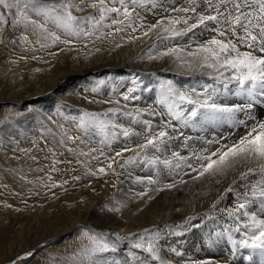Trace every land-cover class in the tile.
Wrapping results in <instances>:
<instances>
[{"label":"rangeland","instance_id":"obj_1","mask_svg":"<svg viewBox=\"0 0 264 264\" xmlns=\"http://www.w3.org/2000/svg\"><path fill=\"white\" fill-rule=\"evenodd\" d=\"M39 2L47 4L52 3L53 0H39ZM109 6L120 7L118 3H111V0ZM0 14L4 17L0 27L5 24L6 34L10 33L8 41L12 43L8 49H3L0 36V96H9L8 93L11 91H18L25 95L37 88L47 87L55 71L59 70L66 60L70 63L76 57L82 63L84 60L93 58L96 62L95 57L100 55L103 42L108 35L113 36L112 33L116 32L117 27H123L125 30L116 32L117 36H113L115 40L113 52L117 51L115 53L117 56L122 54L125 52L124 49L117 45H120L121 41L129 40V35L135 37L141 34V29L137 28V31L133 33L130 27L125 26L130 23L134 26L139 25L141 21L144 23L141 17H137L136 21L133 16L132 20L127 21L125 25L108 27L112 19H119L118 15L113 13L96 28L90 24L81 25L86 31L92 33L91 36L70 38L62 30L54 27L51 22H47L46 27L49 32H55L60 36L61 41L67 38L72 41L71 44L64 45L62 42L53 44L51 38L44 39L41 31L31 23L32 20H37L38 23H44V21L38 19L30 10H27V18L22 19L17 7L6 9L0 5ZM73 14L94 15L78 14L76 11ZM41 45L46 46L41 47ZM62 46L71 47L73 51L69 54L67 52L60 54L61 59L58 64H47L48 56L50 57L51 53H58ZM118 73L115 80L111 81L106 88L104 96L102 84L111 76L108 71L89 73L81 82L64 84L56 93L46 96L39 104L36 102L37 110H46L45 112L52 116V123L43 119L38 121L32 106L28 110L23 108L26 107L24 105L29 104L27 101H22L25 104L23 103L17 111L10 110L8 107L0 108V123H6L8 129L4 134L0 133L1 261H6V264H102L106 261L111 249L103 253L85 254V246H90V242L83 233L89 230L90 234H101L102 220L99 219L101 216L97 215L96 210L99 214L105 215L108 212L107 209L113 206L119 209L123 207L112 206L108 198L109 181L112 176L116 178L117 172L100 174L98 170L105 168L108 160L111 161L110 158L123 149L121 146L124 143L127 148H130L131 144L120 141L117 136L109 143H102L104 136L99 129L84 130L79 128L78 124L80 117L86 112L107 113L109 108H114V101L119 97L122 99V94L134 86L129 82L128 74L123 69H120ZM80 92L86 94L82 96ZM79 101L83 105L77 104ZM116 117V114L107 113L102 115L101 119L115 123ZM188 130L194 131L192 128ZM108 131L115 132V129L109 128ZM5 135L10 136H8L9 140L3 138ZM131 155L133 154L124 153L123 157L117 158L127 159ZM203 192L216 195L218 188L209 186ZM198 199L180 200L182 212L193 208L197 204L196 201L199 202ZM90 202L94 203V210L90 207ZM173 203L172 198L161 197L147 210L144 208V211L121 212L119 210L117 212V215L125 222L133 220L138 225H145L144 230L139 231L132 241V245L141 243L142 248L133 247V249L147 260L153 258L152 253L147 251L150 244L157 251L158 245H163V239H174L178 231L182 232L187 228L182 217L175 218L169 226H152V220L169 215ZM141 211L142 213H139ZM86 212L89 219L85 223L81 221L76 225L70 223L74 217L83 218ZM108 241L110 242L109 239ZM166 247L172 251L175 249V244L171 242ZM61 248H65L66 253ZM28 253L32 255L29 256Z\"/></svg>","mask_w":264,"mask_h":264},{"label":"snow or ice","instance_id":"obj_2","mask_svg":"<svg viewBox=\"0 0 264 264\" xmlns=\"http://www.w3.org/2000/svg\"><path fill=\"white\" fill-rule=\"evenodd\" d=\"M111 3H118L120 7L109 6L110 0H91V3L88 0H53L52 3L47 4L40 3L39 0H11V2L0 0V5L6 9L17 7L22 19L27 18V10L35 13L44 23H38L37 20H32L31 23L41 31L44 39L51 38L53 44L58 42L71 44L72 41L69 39L61 41L60 36L55 32H49L46 27L47 22H51L54 27L62 30L69 37L82 35L87 37L92 33L81 27L82 24H90L96 28L115 13L122 19H112L111 25L107 26L125 25V21H131L134 15L139 16L135 6L158 7V0H111ZM203 3L206 8L202 11H198L197 0H189V6L172 9L173 12L185 13L184 16L165 15L152 24L145 25L141 21L139 25L134 26L130 23L125 26L130 27L133 33L137 31V28L141 29L140 36L129 35V40L151 38L154 33L155 40L159 44L163 45L166 41L171 44L172 46L152 54L153 49L157 48V43H153L148 49L147 59L153 61L170 58L176 68L181 70L179 74L192 77L195 83L185 88L171 79L160 80L155 102L160 106L159 111L152 108L138 110L135 114L123 112V115L133 120H140L142 114L147 112L151 116L161 117L163 124L160 130L155 131V126L150 120L141 121L150 134L146 135L143 142L134 148L126 147L116 152L115 156L110 158L111 162L108 163L107 168L114 172L113 163H119L120 167L124 168L125 165L140 161L149 166L163 165L169 169L187 168L189 171L184 175H190L194 182L213 179L216 184H220L223 179L231 176L228 187L223 190L218 199H223L227 193L236 192L234 186H238L239 182H245L243 191L236 192L238 203L227 213L238 222L235 232L241 231L239 223L241 217L246 218L243 223V238L233 239V230L228 228L218 235L227 234L234 251L237 246L252 249L253 254L264 258V118L258 119L253 114L254 109L264 104V0H203ZM129 4L134 7L130 8ZM87 7L94 9L99 18L97 19L95 15L73 14L74 11L80 12ZM3 21L4 17L0 14V22ZM124 30L123 27L115 29L116 32ZM204 33H210V38L203 42L197 40L184 45L180 44V40L189 34L198 37L203 36ZM45 46L41 45V47ZM197 76L200 79H196ZM204 77L212 82H205ZM133 84V87L122 94L124 101L140 99L138 95H135L141 90L140 84L135 80ZM143 90L150 89L145 87ZM230 97L240 98V100L229 102ZM114 103L120 105V100ZM120 111L119 107L109 108L107 113L116 114ZM107 113L86 112L80 117L78 127L84 130L99 129L104 136L101 142L109 143L117 136L114 131L109 133V128L117 129L120 126L110 120L101 119V116ZM238 113L244 114V119H238ZM164 117L167 119L165 120ZM220 123H228L242 131H237L235 138L207 141L208 145H218L215 150L204 148L199 152H192L188 157L173 152L171 158L163 160L156 155L162 149H166L169 142L181 137L187 147V141L191 138L185 137L180 129ZM169 130L177 135H170ZM122 134L124 137L131 134L139 135L131 133L128 129H123ZM69 139L73 138L69 137ZM125 152L133 153V155L120 163L116 158L123 157ZM98 171L100 174L106 172L103 167ZM146 181L148 184L157 183L152 176H148ZM137 182L144 183L145 179L137 177ZM185 182L181 176L176 183L166 184L164 187L173 188L177 183ZM137 195L142 197L147 195V192ZM149 199H151L150 196ZM257 204L259 214L256 211H250L251 207ZM101 210L104 211V209ZM119 210L116 207L107 209L111 212H119ZM192 219L194 218H188V220ZM176 234L179 235V233ZM83 235L90 242V246H85L86 255L103 253L110 249L115 251L116 241L131 239V237L116 234L115 241L109 242L106 238L107 234H90L89 230H86ZM134 247L142 248L143 245L136 243ZM147 251L152 253L154 259L161 260L156 255L153 245L150 244ZM172 251L180 255L175 249ZM27 255L30 256L32 253ZM128 255L136 258L132 251H129ZM246 259L251 261L253 255H248ZM161 264L166 262L161 260ZM199 264H209V262L201 261Z\"/></svg>","mask_w":264,"mask_h":264},{"label":"bare ground","instance_id":"obj_3","mask_svg":"<svg viewBox=\"0 0 264 264\" xmlns=\"http://www.w3.org/2000/svg\"><path fill=\"white\" fill-rule=\"evenodd\" d=\"M89 3H91V1ZM187 6H189V0H158L157 8H150V6H146L144 8H140L138 6L135 7L136 11L139 13L138 17H141L144 20L145 25H147L155 23L158 19L165 15L184 16L186 15L185 13L173 12L172 9L174 7L180 8ZM129 7L131 8L134 6L130 4ZM197 7L198 11H202L206 8V5L203 3V0H197ZM77 13H91L95 16H98L96 11L90 7L84 8L83 11ZM117 17H119V19L122 18L121 16ZM134 17L137 21V16L134 15ZM126 22L127 21H125V23ZM6 32L5 24H2L0 27V36L2 37L3 49H8L12 44L10 43V40L8 41L10 33L8 32V34H6ZM112 34L114 36L116 35V32ZM110 35H108V38L103 42L100 55L95 57L97 59L96 62L93 60V58L84 60L83 62L81 61L82 63H80L76 57L70 63L65 59L66 62L64 64L62 63L63 65L59 70L56 69L57 71H55L54 75L52 76L51 83L47 87H36L37 89L35 91L25 95L20 94L18 91H11L8 93L9 96L3 94L4 96H0V108L8 107L10 110L17 111L20 107H22L24 103H22V101H27L29 104L24 105L26 107L23 108L28 110L29 107L32 106L35 109V116L38 121L43 119L52 123V116L47 114V112H45L46 110H37V106L35 105L36 102L39 104L46 96L56 93L57 90H59L64 84H70L72 82L79 81L81 82L89 73L93 74L108 71L111 73V76L105 81V83L102 84V86H104L102 95L104 96L106 94V88L110 85V82L115 80V78L119 75L118 72H120V69H123L125 73L128 74L130 83H133L135 80L140 84L141 90L135 93V95H138L140 99L133 101H123L120 97L117 99L120 100V105H116L114 103V108L119 107L121 108V111L116 113L117 117L114 122L120 127L115 129V132L117 134V138L120 141H127L131 144L130 148H134L136 145L142 143L144 137L150 133L145 130V126L141 121L150 120L155 126L154 130L158 131L163 124L161 117L151 116L147 112H144L140 117V120H133L130 117L123 115V112H132L135 114L138 110H151L152 108H155L157 111H159L160 106L156 105L155 102L158 93V83L160 80L171 79L185 88L193 85L195 81L188 75L179 74L181 70L176 68V65L172 63L170 58L165 57L164 59L153 61H149L147 59L148 49L153 43H157V48L153 49L152 54H155L158 50H163L165 47L172 46L167 41L163 45L159 44V42L155 40L154 33L152 34L151 38L125 40L123 41L125 43L121 41L120 48H123L125 52L118 56L115 55L117 51L113 52L115 40L113 36ZM208 38H210V33H204L203 36L198 37H193L191 34H189V36L180 40V44L184 45L190 41L197 40L203 42ZM31 42L34 46L35 43L33 39ZM73 47L74 46H72V48ZM3 49L1 50L3 51ZM72 51L73 50L71 47L68 48L62 46L58 50V53H51L50 57L48 56L49 60L46 63L50 65L58 64L61 59L60 54H63L64 52L69 54ZM5 54H7V52ZM153 73H155V75H152ZM196 79H200V77L197 76ZM203 80L208 83L212 82L208 80L207 77H204ZM145 87L150 90H143ZM80 93L82 96L83 94H86L85 92ZM239 100L240 98L236 97L229 98V102H239ZM77 104L83 105L81 101H79ZM253 114L256 115L258 119L264 118V104L259 105L256 109H254ZM165 118L167 117H164V119ZM237 118L244 119V114L238 113ZM173 123H175V121H173ZM189 128L192 127L180 129L185 137L191 138L187 141V147H185V141L181 137L180 139H175L169 142V144L166 146V149H162L160 152L156 153V155H159L163 160L165 158H171L173 152H178L181 156L188 157L192 152H199L204 148L215 150L218 145H208L206 142L220 138H235L237 131H242L240 129L234 128L228 123L205 124L203 126L192 128L194 130L193 132L188 130ZM123 129H128L131 133H138L139 135L131 134L128 137H124L122 134ZM7 130L6 123H0V133L4 134ZM169 132L170 135H177V133H172L171 130H169ZM8 136L9 135H5L3 138L9 140L10 136ZM121 147L123 149L126 148L125 143ZM125 153L131 154L130 152ZM124 159L125 158H116V160L120 163H122ZM109 162L111 161L108 160L105 165V170L107 173L112 172V170L107 168ZM119 165V163L112 164V167L115 172H117V174L116 178L112 176V179L110 178L111 180L109 181L110 186L108 187V198L109 203L112 206H123L120 208L121 212H129V210H133L135 212L140 210L144 211V208L147 210L153 202L157 201L161 197H170L173 199L174 203L169 210V215L167 217H160V219L156 218L152 220V226H169V224L172 223L175 218L181 217L184 218L187 224L186 230L182 232L178 231L177 233H179V235H177L176 238L170 240L163 239V245H158L159 249L156 251V255H158L161 260L165 261L166 264H199L201 261H208L209 264H264V258H261L258 254H253L252 249H245L237 246L236 250L234 251L227 234L218 235L219 233H223L225 228H228L229 230H233V239L239 240L243 238V223L246 221V218L241 217L239 221L241 225V231L235 232L234 229L238 222L235 220V218L229 217L227 215L228 211L235 208L236 204L238 203L236 192L243 191V182H239L238 186H234L236 188V192L227 193L224 195L223 199H218L220 194L223 193V190L228 187V184L231 181V176L228 179H223L220 184H216L213 179H203L201 181L194 182L190 175H184V173L189 171L184 167L181 169H169L165 168L163 165L149 166L140 161H137L133 164H128L124 168H121ZM148 176H152L153 179L157 181V183L148 184L146 181ZM181 176H183V179L186 181L185 183H177L176 187L173 188L164 187L166 184L176 183L179 181ZM137 177L145 179V182L138 183ZM209 186H216L218 188V194L215 195L214 193L210 192L205 194L203 190L207 187L209 188ZM141 192H147V195L142 197L137 195ZM149 196L151 199H149ZM189 198H199V202L196 201L197 204H195L193 208L182 212L183 208L180 204V200ZM93 205L94 203H91L90 207H92V209ZM142 211L139 213H142ZM250 211H256L259 214V205H253ZM95 212L98 216H101L99 217V219L102 220L101 223L99 221L100 226L102 227L100 232L101 234H107V238L110 240V242L115 241L116 234L120 236L131 237L129 240L116 241V250H110L109 256L102 264H161V260L153 258L147 260L135 249H133L134 245H132V241H134L139 231L144 230L143 227H145V225H138L133 220L125 222L117 215V212L108 211L105 215L99 214L97 210ZM87 216L88 214L86 212L83 218L74 217V219H71L70 223L72 225H76V223L79 221L85 223L89 219H87ZM189 217H193L194 219L188 220ZM58 229H56V231ZM64 230H66V228ZM171 242L175 244V250L176 252H179L180 255H176L173 251H169L167 249L166 246ZM61 250L66 253L65 248H61ZM129 251L134 252L136 258L130 257L128 255ZM15 254H17V252ZM250 254L253 255V259L251 261L246 259V257ZM6 263V261L4 262L0 260V264Z\"/></svg>","mask_w":264,"mask_h":264}]
</instances>
